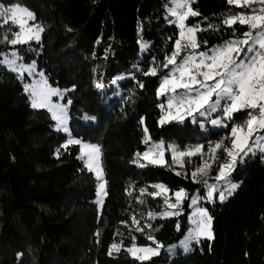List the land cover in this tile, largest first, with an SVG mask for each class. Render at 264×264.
Here are the masks:
<instances>
[{
    "label": "trees",
    "instance_id": "obj_1",
    "mask_svg": "<svg viewBox=\"0 0 264 264\" xmlns=\"http://www.w3.org/2000/svg\"><path fill=\"white\" fill-rule=\"evenodd\" d=\"M0 3L26 8L35 15L28 24L43 28L39 41L0 43V53L17 49L23 62L35 61L49 85L67 91L70 134L99 146L107 193L98 214L96 180L78 159L79 147H63L66 137L53 130L50 114L33 108L18 75L0 66V264H264V152L241 153L231 170H225L238 187L223 201L216 197L209 201L206 187L193 182L191 173L209 159V150L217 143L231 147V125L204 132L189 118L159 123L163 114L159 105L167 108V97H158L157 90L172 66L160 69L157 76L143 72L153 65V57L157 63L164 61L179 38L178 28L165 15L170 0ZM191 7L200 15L189 17L188 25L212 24L219 29L197 33L198 51L249 31L235 25L233 36L232 28L221 25L226 16L248 12L247 8L230 6L226 0H194ZM13 31L19 27L9 21L0 27V40L6 33L9 40L13 38ZM144 44L148 47L142 48ZM138 82L144 87H138ZM98 83L102 87L97 88ZM85 115L95 119L86 120ZM145 127L151 137L148 144L143 142ZM157 143L172 144L179 151L202 146L203 154L184 157V167L171 163L169 151L164 159L170 167L141 168L132 163L138 159L136 153ZM217 156L209 175L203 177L208 184L216 182L219 164L230 159L222 149ZM155 184L165 185L169 192L148 195L157 191ZM141 189L147 192L141 195ZM179 189L189 196L180 214L159 217L160 211L171 210L164 204L165 196L175 202L173 193ZM196 192L199 206L211 217L212 238L198 240L186 253H160L145 261L131 258L127 249L133 244L156 246L149 236L160 245L183 238ZM149 212L154 218H149ZM133 216L142 232L136 231ZM114 243L120 251L113 249L110 255Z\"/></svg>",
    "mask_w": 264,
    "mask_h": 264
},
{
    "label": "snow or ice",
    "instance_id": "obj_2",
    "mask_svg": "<svg viewBox=\"0 0 264 264\" xmlns=\"http://www.w3.org/2000/svg\"><path fill=\"white\" fill-rule=\"evenodd\" d=\"M194 0H173L174 7L168 8L169 14L175 19L171 21L178 25L179 38L175 40L173 51L171 54H166L164 61L157 63L153 57V65L143 72V75L157 76L160 69H171L161 79L160 86L157 91L158 97H167L166 105L162 103L159 107L162 110V116L159 123L161 125L168 123L171 119H179L183 121L185 116L192 117L193 120L197 116L210 118L211 114L222 110L223 118L211 119L213 125H223L224 119L232 120L235 113L245 112L247 119L244 124H234L231 128V136L233 137L231 147H224L223 142L217 143L212 147L208 160H204L202 164L195 168L191 173V178L195 183H202L207 188L206 198L212 201L215 194L218 192L216 184H208L207 177L219 157L217 151L222 149L230 157L226 163L219 164L215 180L217 182L226 179V169L231 170L237 157L243 153L248 155L252 152V146L259 147L261 152H264V136H257V132H264V0H226L230 6H236L240 9H249L248 12L240 11L226 16L222 19L221 25L233 29V36L236 34L235 25L246 26L249 31L243 33L242 37L225 41V43L208 51H198L201 48V43L197 39V33L216 28L217 26L208 24L207 28H203L199 23L188 25L186 22L189 17L199 16L200 13L193 10L191 4ZM254 4H259V8H254ZM207 19V18H204ZM35 15L26 8L18 4L5 5L0 3V27L5 24L18 25L19 31L11 32L13 38L9 40L6 33L0 43L7 42L10 45H24L35 39L39 41V33L43 28L39 25H29V21H34ZM33 28L37 31L33 32ZM206 46L207 41H203ZM253 45H258V49ZM148 45H142V48H147ZM183 54V55H182ZM251 54V55H249ZM3 59H0V64H8L13 71L20 69L22 75L24 71L31 73L34 71L35 61L31 64H17V60H22L16 51L11 52L14 59L9 60L7 55L0 53ZM179 58V61H178ZM42 79L31 84H25L24 89L29 93L30 103L33 108H47L51 113V118L56 122L58 129L67 128V110L66 106L54 104L51 97L61 95L58 88H54L48 84L44 74H39ZM113 83H116L114 80ZM97 88L102 87L101 84L96 85ZM138 87L143 88L142 82H138ZM182 90V95L177 94V90ZM70 104L71 101H68ZM175 109V115H173ZM195 113V115H194ZM84 119L94 120L95 117L85 115ZM143 123V121H141ZM145 139L144 143L148 144L151 137L148 134L147 127L144 128ZM81 145V155L78 159L85 161V167L89 171L96 172V178L103 181L102 167L99 163L100 148L98 145H85L79 139H69L63 147L66 149L68 145ZM88 149V151H85ZM59 149L57 153L59 154ZM165 151H171L172 164H179L184 167V157H191L203 154V147L197 146L194 149L187 151H179L173 146L165 149L161 144H155L149 147L143 153H136L138 159H134L132 163L144 168L151 166H171L165 161ZM85 157L87 159L85 160ZM144 161V162H141ZM211 161L212 163H209ZM180 175L179 172L176 173ZM106 182L98 184L97 197L98 203L103 202V197L107 195L105 191ZM152 187L157 189L156 192L147 193L153 197L169 192L163 184H155ZM235 184H230L225 190H220L218 196L220 200L226 198L225 191L231 194V191L237 188ZM146 189H141L140 194L144 195ZM175 202L165 196L164 204L172 211H165L159 215L175 216L180 214V207L186 199H189L188 193L184 189H179L173 193ZM205 197H201L204 199ZM143 203V201H139ZM191 203L196 204V197H191ZM149 218H154V214L149 212ZM122 223L127 224L126 221ZM132 223L137 225L136 231H143L140 222L135 216L132 217ZM193 223L194 229H190L193 235L189 239H196L200 236L212 238L210 228L211 217L205 208H197L194 213ZM151 227V225H148ZM179 228V225L177 226ZM99 235V233H97ZM135 240V237H132ZM156 244V248L146 246L137 248L135 244L127 251L135 255L136 252L145 253V255L136 256V259L144 261L149 260L151 256L159 254V248L162 245L155 241L154 237L149 236ZM123 242L121 241V244ZM181 245L188 250L187 240L181 241ZM175 247V246H173ZM120 251V245L112 244L109 254L112 250ZM22 255V254H18Z\"/></svg>",
    "mask_w": 264,
    "mask_h": 264
},
{
    "label": "rangeland",
    "instance_id": "obj_3",
    "mask_svg": "<svg viewBox=\"0 0 264 264\" xmlns=\"http://www.w3.org/2000/svg\"><path fill=\"white\" fill-rule=\"evenodd\" d=\"M174 6H175V5H174V3H173V0H170V4L166 7V14H165V15H166V18H167L168 20L170 19V23H171V24H174V25L178 28V30L180 31L178 25L175 24V23H172V22H171V21H173L175 18L172 17V16L169 14V12H168V8H171V7H174ZM257 6H258L257 8L260 7L259 4H257ZM33 32H35V31L33 30ZM33 40H35V39H33ZM230 40H232V39H230ZM227 41H229V40H227ZM224 43H225V42H223V43L220 44V45H217L216 47H220V46H222ZM216 47H214V48H216ZM253 47L258 49V45H253ZM13 51H16V52L18 53V56L23 58V56L19 54V52L17 51V49H11V50H9L8 52L3 53V54L7 55V57H8L9 60H12V59H14V57L11 56V52H13ZM249 55H251V54H249ZM0 59H3V57L0 56ZM20 63H23L24 65L31 64V63H25V62H23V60H17V64H20ZM0 66L5 67V68H6L7 70H9L10 72H12V73L18 75V77H19V81L22 83L23 88H24V85H25V84H31V83H33V82H37V81H40V80L42 79V77L39 75L41 72H39V71L37 70L36 65L34 66V71H33V72L28 73L27 71H24L22 75L20 74V69H19V68H17L15 71H13V70L11 69V67H10L8 64H6V63H5V64H0ZM119 79H122V78H119ZM159 86H160V85H159ZM54 88H55V87H54ZM158 88H159V87H158ZM58 89L60 90L61 95L51 97V101H52V103H54V104H60V105H64V106H66L67 116H68V120H67V128H68V131L65 132L62 128H61V129H58L57 126H56V122H55V121H53V122H54L53 130H54L55 132H58V133L63 134V135L66 137V142H65V144H66L67 141H68L70 138H71V139H77V138L72 137L71 134H70L71 132H70V130H69V124H70L69 103H68V102L65 103V96H66L67 91L64 90V89H61V88H58ZM157 91H158V90H157ZM24 92H25V89H24ZM25 93H26V92H25ZM26 94H27L28 97H29V93H26ZM177 94H178V95H182V94H183V93H182V90H179V89H178V90H177ZM29 100H30V97H29ZM30 104H31V103H30ZM37 109H43V110H46V111H47V108H37ZM47 112H48V111H47ZM48 113H49L50 116H51V113H50V112H48ZM175 114H176V113H175V109H173V115H175ZM194 115H195V113H194ZM246 117H247V116H246V113L242 111V112H239V113H235L234 116H233V119H232V120L224 119V120H223V123L226 124V125H227V124H230V125H231V128H232V126H233L234 124H240V125H241V121H242L241 119H245ZM186 118H189V119H190L192 122H194V123H198V124L200 125V127L204 130V132H209L210 130H216V129L224 128V127H225V126H223V125H213V124L210 122L211 119L223 118V112H222V110H218L217 112L212 113L211 116H210V118H207V119L204 118V117H199V116H197L195 120H193L192 117H189V116H185L184 119H186ZM184 119H183V120H184ZM246 119H247V118H246ZM178 120H179V119H178ZM179 121H181V120H179ZM256 135H257V136H264V132H257ZM81 142H82V144H85V145H96V144H91V143H87V142H83V141H81ZM157 144H161L165 149H168L169 146H173L172 144H169L167 147H166L165 144H162V143H157ZM261 144H264V141H261ZM72 145H76V144H72ZM153 145H155V144H153ZM153 145H152V146H153ZM77 146L79 147V152H80V155H81V145H77ZM255 150H260V149H259V147L253 145V146H252V152L255 151ZM85 151H88V149H85ZM165 152H166V151H165ZM169 152H170V154H171V156H172L171 151H169ZM249 153H251V152H249ZM86 159H87V157H85V160H86ZM82 161H83L84 164H85V161H84V160H82ZM99 163H100V165H101V167H102V163H101V153L99 154ZM87 170H88V169H87ZM88 171H89V170H88ZM89 172L92 173V175L94 176V178H95V180H96V192H95L94 203H95V205H96L97 213L100 214L101 211H102V208H103V204H104L105 197H106V195L103 197V202H102V203H98V202H97V201H98V197H97L98 184L101 183V182H106V181H105V176H104L103 167H102L103 181L98 180V179L96 178V172H95V171H89ZM226 175H227V174H226ZM210 184H216V185H217V188H218V192H219L220 190H225L230 184H233V183L231 182V177L226 176V179H224V180H222V181H219V182L216 181L215 183H210ZM235 189H236V188H235ZM235 189H234V190H235ZM206 190H207V188H206ZM234 190L231 191V194H232V192H233ZM105 191H106V187H105ZM218 192L215 194L214 198L216 197L218 201H223V200H220V199H219ZM206 194H207V192H206ZM231 194H230V195H231ZM230 195L228 194L227 191H225V196H226V198L229 197ZM173 197H174V196H173ZM193 197H196V199H197V203H196V204H192V203H191V200H190V204H189V205H190V207H189V208H190V212H189V228H188V231H187L186 234L183 236V238H181L178 242L173 243V244H170V245H162V247L159 248V254H160V253H166V254H168V255H172V254H175V253H177V252H183V253H186V252H188V251L190 250L192 244L195 243V242H197L198 240H200V239H208V240H210L207 236H200V237L198 238V240H196V239H189V238L193 235V233L190 232V229H194V228H195V224L193 223L194 213L196 212L197 208H201V207L199 206V204H198V199H199L198 192H196V193L193 195ZM214 198H213V199H214ZM226 198H225V199H226ZM174 199H175V197H174ZM165 211H169V212H170L171 210H162V211H160V212L158 213V216L161 217V218H168V217H171V216H172V215H170V216L159 215V214H161V213H163V212H165ZM208 230L211 232V223H210V228H209ZM185 240H187V247H188V250H187V251L185 250V247H184L183 245H181V241H185ZM173 246H175V247H173ZM137 248H140V247H137ZM153 248H156V246L153 247ZM159 254H158V255H159ZM129 255H130L131 258L136 259V256L145 255V253L136 252L135 255H133L132 252H129ZM154 256H157V255H154ZM154 256H151V258L154 257ZM136 260H138V259H136ZM139 261H141V260H139ZM144 261H145V260H144Z\"/></svg>",
    "mask_w": 264,
    "mask_h": 264
}]
</instances>
